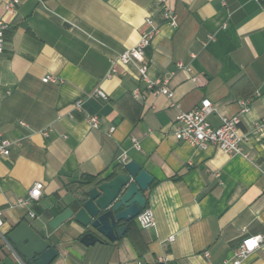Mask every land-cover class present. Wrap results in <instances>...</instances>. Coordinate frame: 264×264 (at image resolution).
<instances>
[{
  "label": "crops",
  "instance_id": "crops-1",
  "mask_svg": "<svg viewBox=\"0 0 264 264\" xmlns=\"http://www.w3.org/2000/svg\"><path fill=\"white\" fill-rule=\"evenodd\" d=\"M8 1L0 0V19L10 22L0 53V132L12 146L0 156V264H27L7 241L24 221L57 249L51 264H224L244 237L264 233V130L254 127L264 119V0H175L177 25L160 0H20L15 14ZM147 17L159 28L146 51L149 75L168 79L171 97L148 91L137 62L116 61L112 70ZM204 98L215 108L213 126L249 100L238 128L246 156L178 138L177 116ZM93 114L98 128L89 124ZM130 160L154 178L145 192L154 226L135 219L120 239L90 246L73 219L49 226L79 207L85 176L109 178ZM38 181L40 200L19 204ZM242 264H264V245Z\"/></svg>",
  "mask_w": 264,
  "mask_h": 264
},
{
  "label": "built area",
  "instance_id": "built-area-1",
  "mask_svg": "<svg viewBox=\"0 0 264 264\" xmlns=\"http://www.w3.org/2000/svg\"><path fill=\"white\" fill-rule=\"evenodd\" d=\"M174 1L175 0H160L165 12V18L171 25H177L178 22L177 15L175 14L173 7ZM19 3L20 0H9L6 2L4 8L7 13L15 14ZM145 25L148 26V28L142 32L138 43L122 52L116 60H113L112 70H114L116 61H120L124 64L137 62L140 77L142 81L146 83L148 91L152 94H165L168 97H171L172 91L168 87V79L154 80L149 75V63L146 51L151 45L159 28L158 26L152 24V20L149 17L145 19ZM9 28L10 22L5 19H0V53L4 50L5 33ZM192 79L195 80L196 77L194 76ZM43 81L56 82V78L53 76H47L46 78H43ZM94 93L103 99L108 98L107 93L101 88L95 89ZM134 95L136 97H141L138 90L134 91ZM77 108H81V102L77 103ZM249 110V100L242 99L239 101L238 113L231 116H221V124L219 126H213L209 121V116L215 111V108L211 99L204 98L194 109L182 111L177 116L178 126L176 127L175 133L178 138L200 148H206L210 145H214L229 155L241 154L246 156L247 154L241 147L242 137L238 133V128L241 123V116L249 112ZM88 121L90 126L93 128H98L100 126V117L98 115H90ZM21 125H24V123H21ZM254 127L257 130H264V119L255 121ZM114 130L115 126H112L110 128V132L112 133ZM133 141L135 146L139 147V143L136 138H134ZM11 146V140L0 132V156L10 155ZM43 188V182H35L29 189L27 195L19 199V204L26 206L39 201L43 194ZM29 213L32 217L36 216L35 212L32 210H30ZM136 219L142 228L152 227L156 223L154 211L148 207L143 209ZM2 225L3 220L0 212V237L5 238L1 232ZM170 239L173 240L174 237L172 236ZM263 245L264 233L246 236L241 240L239 246L234 251L233 260H226L224 264H242V262L249 255L256 252ZM206 255L208 256L209 253L206 252Z\"/></svg>",
  "mask_w": 264,
  "mask_h": 264
},
{
  "label": "water",
  "instance_id": "water-1",
  "mask_svg": "<svg viewBox=\"0 0 264 264\" xmlns=\"http://www.w3.org/2000/svg\"><path fill=\"white\" fill-rule=\"evenodd\" d=\"M153 179L149 171L130 160L111 179L88 184L86 197L79 207H67L49 221V226L57 229L73 219L86 230L80 239L86 246L105 239L116 241L127 232L125 223L135 220L147 207L145 192ZM7 241L27 264H51L58 254L55 246L27 221L11 231Z\"/></svg>",
  "mask_w": 264,
  "mask_h": 264
},
{
  "label": "trees",
  "instance_id": "trees-1",
  "mask_svg": "<svg viewBox=\"0 0 264 264\" xmlns=\"http://www.w3.org/2000/svg\"><path fill=\"white\" fill-rule=\"evenodd\" d=\"M115 176V174H112L108 179H111L112 177H114ZM96 179V176H93V175H89V176H85V181H82L81 183L82 184H87V183H91V182H93L94 180ZM83 195V198L81 199V200H84L85 199V194H82ZM19 225V224H18ZM17 225V226H18ZM17 226H15V228L17 227ZM14 228V229H15Z\"/></svg>",
  "mask_w": 264,
  "mask_h": 264
}]
</instances>
